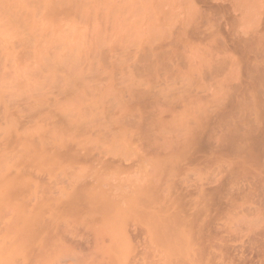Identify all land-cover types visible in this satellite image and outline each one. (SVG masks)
Instances as JSON below:
<instances>
[{
    "label": "rangeland",
    "instance_id": "1",
    "mask_svg": "<svg viewBox=\"0 0 264 264\" xmlns=\"http://www.w3.org/2000/svg\"><path fill=\"white\" fill-rule=\"evenodd\" d=\"M0 264H264V0H0Z\"/></svg>",
    "mask_w": 264,
    "mask_h": 264
},
{
    "label": "bare ground",
    "instance_id": "2",
    "mask_svg": "<svg viewBox=\"0 0 264 264\" xmlns=\"http://www.w3.org/2000/svg\"><path fill=\"white\" fill-rule=\"evenodd\" d=\"M109 202H110V201H109ZM107 203H108V202H107ZM108 204H109V203H108ZM110 205H114V204L111 203V204H109V206H110Z\"/></svg>",
    "mask_w": 264,
    "mask_h": 264
}]
</instances>
